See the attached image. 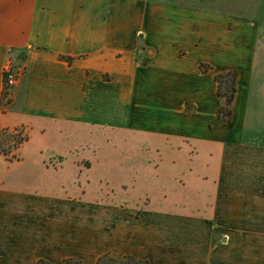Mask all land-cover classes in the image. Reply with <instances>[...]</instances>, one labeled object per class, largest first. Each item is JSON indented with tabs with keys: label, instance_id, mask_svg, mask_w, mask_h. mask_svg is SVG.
<instances>
[{
	"label": "crops",
	"instance_id": "0c3cea01",
	"mask_svg": "<svg viewBox=\"0 0 264 264\" xmlns=\"http://www.w3.org/2000/svg\"><path fill=\"white\" fill-rule=\"evenodd\" d=\"M214 1L0 0V127L28 132L16 159L0 153L4 166L23 161L32 132L46 144L25 156L44 169L43 150L59 157L84 142L94 161L84 167L86 187L117 190L121 209H140L53 211L45 204L76 199L62 196L64 182L39 193L34 185L15 191L1 178L0 264L74 257L96 264L105 253L150 264H264V224L258 249L255 228L240 231L241 213L223 211L226 168H264V52L255 54L259 40L236 0ZM237 23L250 37L230 35ZM238 43L250 51L237 54ZM10 64L25 68L4 97ZM229 70L236 93L225 122L214 76ZM113 137L123 158L117 164L109 159L117 153L108 145ZM168 188L180 195L168 196ZM89 201L114 204L106 196ZM15 204L27 211L11 212ZM217 233L221 242L244 236L243 257L238 246L215 245Z\"/></svg>",
	"mask_w": 264,
	"mask_h": 264
},
{
	"label": "rangeland",
	"instance_id": "374dc122",
	"mask_svg": "<svg viewBox=\"0 0 264 264\" xmlns=\"http://www.w3.org/2000/svg\"><path fill=\"white\" fill-rule=\"evenodd\" d=\"M226 2L227 0L225 2L223 0V3L221 5L224 6ZM218 4L219 3H216L214 0H205V5L208 6L215 7ZM261 4H264V0H236L235 2L237 15L239 17H246L250 19L249 22L252 21L251 23L253 24L254 28L252 32L257 40H259L257 48L255 49V54L264 52V11L261 10ZM249 34V31L245 32L243 28L239 26V23H237L236 29L230 35L232 37H250ZM158 35L160 36V34ZM246 51L250 50L248 48L246 49L245 46H240V44L238 43L237 54H244ZM256 59L259 60L257 58V55ZM15 129L21 132V136H25L28 138V132L25 127L18 126L15 128H11L10 130L14 131ZM261 129V134L262 132L264 134V127H262ZM51 137L52 136L47 137L48 143L51 142ZM41 143L42 146H44L46 144V140H42L37 133L32 132L31 143L25 146V149L22 150V154L25 157H23V161L12 163L7 167L10 168L8 170L6 166H4V161L0 159V179L2 178L3 181L11 184L13 186V190L26 191V189L34 185L35 190L37 191L38 189L39 193H41L45 188L47 189L52 186H57L60 182H64V184L62 183L65 186V188L61 190L63 191L62 196L74 197L76 199L67 202L64 201V204L62 205L45 204L46 208L49 207L50 209H53V211H56L57 207H61V209L66 211L92 212L94 214L104 216H114V214L129 215L130 213L136 214L140 211V209L138 208H135L133 210L121 209L124 207V205L117 204V202H119V199L114 198L118 197V193L115 188L114 189L116 190V192H114L113 189L102 190L99 188L100 185L93 188L86 187L88 185H86L84 180L87 178L85 175V171H87V168L84 167H89L90 165L94 164V161H90V159L85 156L84 142L82 143L84 145L82 150H79L77 148H70L69 152H66L65 154H63V156L59 157H57L58 155L56 152L54 154V150L52 148H50L52 152H50L49 154L47 153V151L43 150L42 154L45 166L47 167L46 169H48L47 171H45L46 169H44V167L33 166V158L30 156H25L27 153L29 154L32 152H36L37 147L41 146ZM108 143L110 150H112L111 148L116 146L115 152H117L118 154L115 153L114 156H110L109 159L112 160L114 164H117V162L123 160V158H121L122 156L120 155L119 143L116 138L114 139V141H112L110 138ZM16 149H13L12 152ZM12 152L9 154V156H7L9 160L16 159L15 154H12ZM119 155L121 157H119ZM96 158L100 159L99 157ZM60 162L64 166V168H57ZM121 165H123V163ZM55 170H58V172L60 173ZM93 171L98 172L95 168H93ZM224 177L225 178L223 180V183L225 184V186L223 188V196L224 198H226V200H229V203L228 201H226L227 203L223 205V211L231 208V212L241 213L242 220L235 222L238 226L237 228L243 232L245 230V226L255 228L253 230L254 236L252 237L253 246L260 249L262 239L259 235H256L259 234L260 228L262 224H264V168H226ZM72 182H75L76 184V187L74 189L70 188V186H72ZM171 195H180L179 189L171 190L170 188H168V196ZM101 196L112 198L114 204L104 203L101 201H89L91 199L99 201V198H101ZM77 197L83 198L80 199L82 201H80ZM10 209L12 210L11 212L14 213L26 212L27 205L15 204L14 207L10 206ZM244 238V236L238 235L236 237H232L228 242H221V239L219 240V234L217 233L214 238V243L215 245L222 247H240L236 250V256L238 258H241L244 255ZM260 254V252H257L254 257H258L259 259ZM76 261H80V258H72L71 264L75 263Z\"/></svg>",
	"mask_w": 264,
	"mask_h": 264
},
{
	"label": "trees",
	"instance_id": "16d2710c",
	"mask_svg": "<svg viewBox=\"0 0 264 264\" xmlns=\"http://www.w3.org/2000/svg\"><path fill=\"white\" fill-rule=\"evenodd\" d=\"M63 58V57H61ZM68 62L72 61V58L67 57ZM200 67L206 71L208 66L201 63ZM216 82V94L218 98L222 100V103L218 110L220 119L228 122L231 118V103L236 93V71L229 70L216 74L214 76ZM4 96V93H3ZM21 132L15 129L11 131L9 128L0 127V153L4 156H9L13 149L18 148L27 137L21 136ZM72 258L64 260V264H71ZM37 264H52L46 260L39 259ZM73 264H82L81 261H76ZM96 264H150L148 260L138 259L132 255H117L112 253H105L98 257Z\"/></svg>",
	"mask_w": 264,
	"mask_h": 264
},
{
	"label": "built area",
	"instance_id": "2783aa9c",
	"mask_svg": "<svg viewBox=\"0 0 264 264\" xmlns=\"http://www.w3.org/2000/svg\"><path fill=\"white\" fill-rule=\"evenodd\" d=\"M24 66L8 65L3 71V93L4 97L10 93L11 88L18 82L24 73Z\"/></svg>",
	"mask_w": 264,
	"mask_h": 264
},
{
	"label": "water",
	"instance_id": "95a60500",
	"mask_svg": "<svg viewBox=\"0 0 264 264\" xmlns=\"http://www.w3.org/2000/svg\"><path fill=\"white\" fill-rule=\"evenodd\" d=\"M222 241H225V238L224 237L222 238Z\"/></svg>",
	"mask_w": 264,
	"mask_h": 264
}]
</instances>
